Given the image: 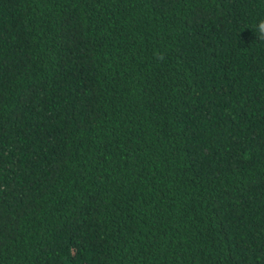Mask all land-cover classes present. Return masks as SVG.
<instances>
[{"label":"trees","instance_id":"trees-1","mask_svg":"<svg viewBox=\"0 0 264 264\" xmlns=\"http://www.w3.org/2000/svg\"><path fill=\"white\" fill-rule=\"evenodd\" d=\"M264 0H0V264H264Z\"/></svg>","mask_w":264,"mask_h":264},{"label":"clouds","instance_id":"clouds-1","mask_svg":"<svg viewBox=\"0 0 264 264\" xmlns=\"http://www.w3.org/2000/svg\"><path fill=\"white\" fill-rule=\"evenodd\" d=\"M254 33L256 35V40L264 41V20H261L257 23Z\"/></svg>","mask_w":264,"mask_h":264}]
</instances>
